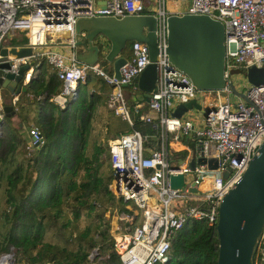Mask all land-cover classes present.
Listing matches in <instances>:
<instances>
[{
    "label": "built area",
    "instance_id": "2783aa9c",
    "mask_svg": "<svg viewBox=\"0 0 264 264\" xmlns=\"http://www.w3.org/2000/svg\"><path fill=\"white\" fill-rule=\"evenodd\" d=\"M143 1L0 0V46L7 35L21 32L26 42L20 47L31 49L29 56L9 57V71L13 73L18 66L33 62L23 72L21 85L37 74L39 61H45L61 82L60 90L48 101L63 109L76 98L77 85L92 72L110 85L107 108L129 125L134 114L139 121L149 124L157 139L155 148L146 149V137L130 130L119 133L108 145L110 191L127 204L126 209L131 205L140 212L136 224L113 236L118 264H162L167 259L171 237L188 220H204L215 226L219 201L239 179L264 138V0H150L152 6L148 9ZM165 1H174L182 7L168 10ZM183 13L205 14L224 28L225 84L213 90L209 99L203 97V102L197 99L198 91L187 76L168 66L164 53L165 17ZM140 14H151L156 19V78L147 101H134L130 106L124 87L149 62L145 44L130 42V55L119 67L118 79L112 72L102 70L98 63L89 65L76 61L73 55L66 57L55 45L73 44V23L79 17L121 18ZM252 66L262 69V81L248 82L250 86L243 93L245 99L236 96L237 100L232 102L228 84L233 85L236 75L246 79V71ZM16 99L14 95L12 105ZM191 99L200 105L201 114L199 110L188 109L179 118L171 116L177 104ZM26 133V149L43 145L37 127ZM180 141L185 142L184 157L173 158L171 143ZM190 144L193 148H189ZM197 158L204 161L197 162ZM207 159L214 160V168L208 167ZM191 160L192 168L188 166ZM224 170L228 171L225 178L221 176ZM202 172L208 174L199 175ZM178 174L182 175V189L169 184V176ZM192 187L194 192L189 190ZM117 216L124 223L133 218L128 212ZM263 233L264 225L257 243L262 238V245L258 252L256 245L253 264H264Z\"/></svg>",
    "mask_w": 264,
    "mask_h": 264
},
{
    "label": "trees",
    "instance_id": "16d2710c",
    "mask_svg": "<svg viewBox=\"0 0 264 264\" xmlns=\"http://www.w3.org/2000/svg\"><path fill=\"white\" fill-rule=\"evenodd\" d=\"M15 34L6 40L12 46L26 42ZM130 42L121 52L125 58ZM39 63V72L14 105L4 104L13 113L5 116L3 103L0 107V254L10 253L13 264H118L110 232L112 210L128 211L109 188L108 145L119 133L109 134L107 117L120 118L106 106L110 85L88 72L77 85L76 98L59 109L48 98L60 90L61 82L45 61ZM107 65L102 61L99 66L111 73ZM128 87L130 95L137 91L136 78ZM131 118L124 133L139 131L146 137L144 147L155 148L149 124L134 114ZM34 126L44 143L28 150L25 132ZM184 154L176 152L173 158ZM216 256L215 226L192 219L173 234L162 264H215Z\"/></svg>",
    "mask_w": 264,
    "mask_h": 264
},
{
    "label": "water",
    "instance_id": "95a60500",
    "mask_svg": "<svg viewBox=\"0 0 264 264\" xmlns=\"http://www.w3.org/2000/svg\"><path fill=\"white\" fill-rule=\"evenodd\" d=\"M165 48L170 68L185 74L197 91L221 89L225 82L222 76L224 60L223 25L205 14L181 15L168 14L165 17ZM156 19L151 14L126 15L121 18L111 16L79 17L73 23V44L55 46L70 48L73 58L81 63L95 64L99 60L111 65L112 75L118 79L119 67L125 62L121 55L126 43L138 41L147 48L148 64L136 77L137 93L130 99L147 101L154 88L156 78L155 59ZM11 48H15L12 46ZM27 46L10 50L0 46V87L10 94H19L25 90L21 85L23 72L28 64L18 66L13 73L9 71V57L29 56ZM246 79L251 84L262 81V69L249 67ZM231 93L245 99L243 93L228 84ZM78 92V90L76 91ZM195 99L177 104L171 116L181 117L188 109L200 110ZM5 116L13 113L10 105L1 107ZM1 123V120H0ZM203 162V158H197ZM209 168L215 167L212 159H207ZM193 165V160L188 166ZM228 171L221 173L223 178ZM172 188L182 189V175L169 176ZM194 192L195 188L189 189ZM264 225V138L248 161L239 179L221 198L217 206L215 232L217 237V256L215 264H253V256ZM10 254H3L0 260L13 264ZM10 259V260H9Z\"/></svg>",
    "mask_w": 264,
    "mask_h": 264
},
{
    "label": "rangeland",
    "instance_id": "374dc122",
    "mask_svg": "<svg viewBox=\"0 0 264 264\" xmlns=\"http://www.w3.org/2000/svg\"><path fill=\"white\" fill-rule=\"evenodd\" d=\"M143 3H144V5L147 8H150L152 6V2H150V0H144ZM176 7L177 8H181L182 5L181 4H178V3L174 2V1H165V8L166 9L170 10V9H173V8H176ZM98 63L100 65L102 63V60H99ZM232 81H233L232 82L233 85L236 87V91H238L240 93H244L249 88V86H250V84L248 83V81L241 74L240 75H236ZM212 94H213V91L212 90H209V91H198L196 93L197 99L200 100V101H202V102H203V97L206 96L205 98L206 99H209ZM229 97H230V100L232 102H235L237 100L236 95H234L232 93L229 95ZM201 110H202V108H200V110L198 111L199 114H201V112H202ZM192 113L193 114H196V113H194V111ZM107 123H108V132H109L110 135H116L117 133H121V132L124 133L125 131H128L129 130V126L127 125L128 123L126 124V122L120 120V118L115 117V116H112V115H109L107 117ZM25 136H26V134H25ZM189 148H193V145L190 144L189 145ZM170 159H172L171 156H170ZM193 165H194V161H193ZM193 165L190 168H192ZM205 174H208V172L199 173V175H205ZM129 204H130V202H129ZM127 211L129 213V215H132V217H133L130 222H132L133 224L134 223L136 224L138 222V220H139V217H140L139 216V213L140 212L138 210H136L134 207H132L131 205L127 209ZM105 216H108V212L107 211L105 212ZM112 216H117L116 209H113L112 210ZM118 222H120V221H118ZM111 224H112V222H111ZM117 225H118V223H117ZM119 227L122 229L121 232H126L130 228L129 225L126 224V222L125 223H122L121 225H119ZM7 254H10V253H7ZM1 255H3V254H0V256Z\"/></svg>",
    "mask_w": 264,
    "mask_h": 264
},
{
    "label": "crops",
    "instance_id": "0c3cea01",
    "mask_svg": "<svg viewBox=\"0 0 264 264\" xmlns=\"http://www.w3.org/2000/svg\"><path fill=\"white\" fill-rule=\"evenodd\" d=\"M146 7V6H145ZM148 9V8H147ZM16 34V37L17 38H21V37H25L24 36V33H23V35L21 34V32H15ZM13 33H11V34H9V35H12ZM9 35H7L5 38L6 39H3L2 40V45L1 46H3V47H6V48H8L9 49V51L10 50H14V49H17L18 50V48H20V45H17V46H14L15 48L13 49V48H11L12 47V44H10V43H8L6 40H7V38H9ZM23 45V44H22ZM56 49L58 50V51H60L61 53H63L66 57H70L71 55H72V50L70 49V48H65V47H56ZM108 64V63H107ZM111 67V65L110 64H108L107 65V67ZM39 67H40V63H39ZM37 72H39L38 71V69H37ZM124 93H125V96L128 98L129 97V95H130V90H129V87H124ZM137 93V91L136 92H134L133 94H131L130 95V98L133 96V95H135ZM15 94H10L9 93V91L8 90H6V89H4V88H1L0 87V106H1V104L3 103V105L5 104V103H8L9 101H10V104H11V99H12V97L14 96ZM16 97H17V95H16ZM12 105V104H11ZM10 105V106H11ZM12 108V107H11ZM1 121H2V119H0ZM1 124V123H0ZM25 134H26V132H25ZM185 146V142L184 141H180V142H177V143H171V149H172V151H175L174 153H176V152H180V151H185V149L183 148ZM126 205L127 204H125L124 205V207L126 208ZM118 221H120L119 219H118V216H112V218H111V222H112V224H111V229H110V232H111V234H112V236H116V235H119V234H121L122 232V229L119 227V225H121L122 223H124L123 221H120V222H118ZM117 223H118V225H117Z\"/></svg>",
    "mask_w": 264,
    "mask_h": 264
},
{
    "label": "bare ground",
    "instance_id": "6f19581e",
    "mask_svg": "<svg viewBox=\"0 0 264 264\" xmlns=\"http://www.w3.org/2000/svg\"><path fill=\"white\" fill-rule=\"evenodd\" d=\"M0 264H6V262H4L3 260H0Z\"/></svg>",
    "mask_w": 264,
    "mask_h": 264
},
{
    "label": "flooded vegetation",
    "instance_id": "af4514ba",
    "mask_svg": "<svg viewBox=\"0 0 264 264\" xmlns=\"http://www.w3.org/2000/svg\"><path fill=\"white\" fill-rule=\"evenodd\" d=\"M105 62V61H104ZM107 63V62H106ZM109 64V63H108Z\"/></svg>",
    "mask_w": 264,
    "mask_h": 264
}]
</instances>
